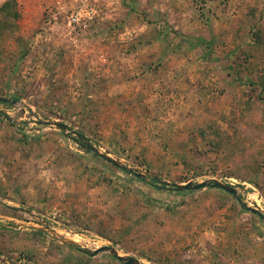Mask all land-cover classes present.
<instances>
[{
    "label": "rangeland",
    "instance_id": "rangeland-1",
    "mask_svg": "<svg viewBox=\"0 0 264 264\" xmlns=\"http://www.w3.org/2000/svg\"><path fill=\"white\" fill-rule=\"evenodd\" d=\"M83 5L95 17L73 29ZM259 30L264 0H0V96L16 100L0 102L8 264H121L46 238V225L147 264H264V218L231 193L153 185L42 123L163 181L233 185L264 215Z\"/></svg>",
    "mask_w": 264,
    "mask_h": 264
},
{
    "label": "water",
    "instance_id": "water-1",
    "mask_svg": "<svg viewBox=\"0 0 264 264\" xmlns=\"http://www.w3.org/2000/svg\"><path fill=\"white\" fill-rule=\"evenodd\" d=\"M0 102H4V103H12L15 104L16 100L11 99V98H6V97H1L0 96ZM4 110H0V113H2ZM7 119L14 121L15 120L13 118H11L10 116H6ZM43 124L46 125H52L56 128H58L59 130H61L64 134H68L71 133L73 135H75V139L76 141L86 150L90 151L91 153L103 158L104 160L108 161L109 163H111L112 165H114L115 167L127 172V173H131L134 176H136L137 178L146 180L147 182L151 181H158L162 184H164L166 187L174 189V190H178V191H185V190H193V189H199L205 186H211V187H216V188H220L223 189L229 193H231L232 195L235 196V198L239 201L240 205L245 207V209L255 213V214H260L263 218L264 215L261 211V209L256 208V207H250L249 205H247L245 202L242 201V199L240 198V196L238 195L236 188L233 185L224 183L222 181H219L217 179H208L205 181H200V182H192V181H187V182H182V183H176V182H169V181H163L159 178H157L153 173L138 168L136 166L130 165L124 161H121L120 159H117L115 157H112L109 153L107 152H102L100 151L96 146L92 145L87 139L84 138V136L79 133L78 131L74 130V129H70L69 126L63 122L60 121H53V120H45L42 121ZM1 216V215H0ZM11 224L8 225L9 227H14V228H21V227H34L35 229L38 227L39 229L44 230L46 233H49L52 237L50 236H46V238H49L51 240H58L61 243H64L66 245H69L71 247L77 248V249H81V251H83L84 253H88L90 256H96L97 254L101 253V252H106L109 255H111L112 257H114L117 261H119L121 264H147V263H143L142 261H140L139 259H137L136 257L132 256V255H128V254H119V250L117 247L113 246V245H103L101 247L95 248L93 250L90 249H86L83 248V246H81V243L79 242V240H75L71 237L65 236L57 231H55L54 229L46 226H35L32 225L30 223H26V222H21V221H10ZM64 231V230H63ZM69 232V231H66ZM70 233V232H69ZM0 262L1 263H5L8 264L7 258L3 255L0 254Z\"/></svg>",
    "mask_w": 264,
    "mask_h": 264
},
{
    "label": "built area",
    "instance_id": "built-area-1",
    "mask_svg": "<svg viewBox=\"0 0 264 264\" xmlns=\"http://www.w3.org/2000/svg\"><path fill=\"white\" fill-rule=\"evenodd\" d=\"M95 17V9L91 6H79L68 15V26L73 29L86 28L89 22Z\"/></svg>",
    "mask_w": 264,
    "mask_h": 264
},
{
    "label": "trees",
    "instance_id": "trees-1",
    "mask_svg": "<svg viewBox=\"0 0 264 264\" xmlns=\"http://www.w3.org/2000/svg\"><path fill=\"white\" fill-rule=\"evenodd\" d=\"M1 8H2V9H4V8H9L8 1L5 2V3L1 6ZM259 33H260V30H259V31H252V38H253L252 43L255 44V45L258 44V46L263 47V46H264V43H263L264 40H263V37H262L261 35H259ZM151 184L156 185V184L154 183V180L151 181ZM185 192H187V191H185ZM68 247H70L71 249L74 248V247H71V246H69V245H68ZM112 258L115 259L114 257H112Z\"/></svg>",
    "mask_w": 264,
    "mask_h": 264
},
{
    "label": "bare ground",
    "instance_id": "bare-ground-1",
    "mask_svg": "<svg viewBox=\"0 0 264 264\" xmlns=\"http://www.w3.org/2000/svg\"><path fill=\"white\" fill-rule=\"evenodd\" d=\"M59 233H61V234H63V235H65V236H68V237H70L69 236V234H68V232H62V231H59ZM71 238H75V235L74 236H72ZM76 240V239H75ZM119 254H122L121 252H119Z\"/></svg>",
    "mask_w": 264,
    "mask_h": 264
}]
</instances>
